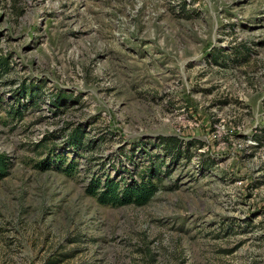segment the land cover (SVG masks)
<instances>
[{"label":"rangeland","instance_id":"374dc122","mask_svg":"<svg viewBox=\"0 0 264 264\" xmlns=\"http://www.w3.org/2000/svg\"><path fill=\"white\" fill-rule=\"evenodd\" d=\"M1 59L0 264H264V0H0Z\"/></svg>","mask_w":264,"mask_h":264},{"label":"trees","instance_id":"16d2710c","mask_svg":"<svg viewBox=\"0 0 264 264\" xmlns=\"http://www.w3.org/2000/svg\"><path fill=\"white\" fill-rule=\"evenodd\" d=\"M2 65L4 61L0 60ZM26 87L24 86L23 89ZM64 95L58 93L53 97L52 104L59 105L64 101ZM82 130L80 128H74L70 131L68 135V140L72 144H77L82 142ZM257 140L258 143H262L264 137L262 135H256L253 137ZM190 142L183 143L181 140L176 137H162L159 139V146L163 148H169L172 155H187L186 158H189L192 154L189 152ZM8 157L5 153L0 152V178H3L8 174ZM151 165V163H150ZM154 167L148 166L143 171L139 172V177L131 178L127 181L123 187H120L118 181L114 178L106 177L101 183L98 179L94 180L91 185L88 187L87 192L91 195H94L97 201L101 204H110V205H135L142 206L147 204L152 197L155 195L159 186L152 181L154 178ZM158 178V176H157Z\"/></svg>","mask_w":264,"mask_h":264}]
</instances>
